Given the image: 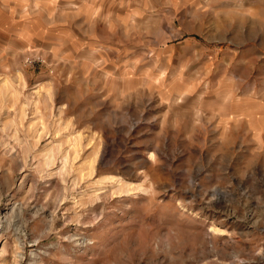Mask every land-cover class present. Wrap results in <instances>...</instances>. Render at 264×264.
I'll return each instance as SVG.
<instances>
[{"label":"rangeland","instance_id":"rangeland-1","mask_svg":"<svg viewBox=\"0 0 264 264\" xmlns=\"http://www.w3.org/2000/svg\"><path fill=\"white\" fill-rule=\"evenodd\" d=\"M0 264H264V0H0Z\"/></svg>","mask_w":264,"mask_h":264}]
</instances>
